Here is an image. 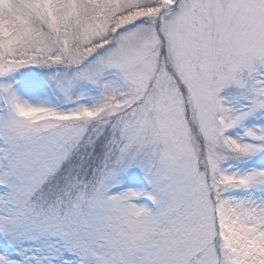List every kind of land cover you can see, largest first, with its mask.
<instances>
[{
  "label": "snow or ice",
  "instance_id": "obj_1",
  "mask_svg": "<svg viewBox=\"0 0 264 264\" xmlns=\"http://www.w3.org/2000/svg\"><path fill=\"white\" fill-rule=\"evenodd\" d=\"M0 264H264V0H0Z\"/></svg>",
  "mask_w": 264,
  "mask_h": 264
}]
</instances>
